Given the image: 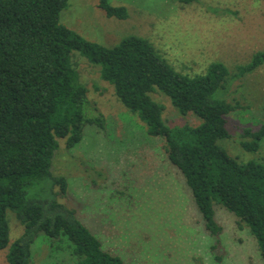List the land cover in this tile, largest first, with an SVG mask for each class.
<instances>
[{"label": "trees", "instance_id": "obj_1", "mask_svg": "<svg viewBox=\"0 0 264 264\" xmlns=\"http://www.w3.org/2000/svg\"><path fill=\"white\" fill-rule=\"evenodd\" d=\"M68 2L0 0V250L10 242L8 210L24 225L10 246V264H32L40 234L53 251H68L76 264H126L104 248L75 208L57 197L28 193L33 184L51 179L66 195L67 178L51 170L59 138L72 148L83 140L86 125L106 128L103 114L89 113V89L80 79L73 51L100 65L102 79L124 106L147 124L149 134L164 139L169 160L191 189L204 229L212 235L222 231L216 219L219 203L251 228L264 258V162L240 161L219 143L231 137L228 116L240 106L223 92L232 79L264 64V49L234 73L217 60L204 73L191 75L177 70L146 37L131 34L113 46L83 37L60 22ZM99 6L109 17L129 16L125 5L99 0ZM157 91L180 113L193 112L201 122L168 125L165 106L153 97ZM245 135L249 138L241 141L242 147L258 151L264 123Z\"/></svg>", "mask_w": 264, "mask_h": 264}, {"label": "rangeland", "instance_id": "obj_2", "mask_svg": "<svg viewBox=\"0 0 264 264\" xmlns=\"http://www.w3.org/2000/svg\"><path fill=\"white\" fill-rule=\"evenodd\" d=\"M109 1L125 5L128 18L109 17L99 0H69L60 22L106 46L131 34L146 37L177 70L191 75L204 73L217 60L234 73L264 49V0ZM72 59L89 89V113L103 114L106 128L86 125L83 140L72 148L59 138L51 170L67 178L66 195L51 179L33 184L29 195L57 197L75 208L104 248L126 264H264L251 228L223 205L215 206L222 231L212 235L204 229L191 189L169 160L164 139L149 134L147 124L124 106L102 79L100 65L79 51L72 52ZM153 97L165 106L168 125L201 122L193 112L180 113L162 92ZM223 97L240 106L228 116L231 137L219 143L240 161L263 163L264 139L258 151L244 149L241 141L249 138L247 129L264 123V64L232 79ZM8 219L10 242L0 250V264H10V246L24 232L14 211L8 210ZM43 239L40 234L34 242L32 264H76L68 251L55 252Z\"/></svg>", "mask_w": 264, "mask_h": 264}]
</instances>
